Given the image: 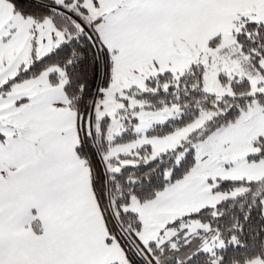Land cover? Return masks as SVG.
<instances>
[{
    "label": "snow or ice",
    "instance_id": "6c2138e0",
    "mask_svg": "<svg viewBox=\"0 0 264 264\" xmlns=\"http://www.w3.org/2000/svg\"><path fill=\"white\" fill-rule=\"evenodd\" d=\"M0 264H264V0H0Z\"/></svg>",
    "mask_w": 264,
    "mask_h": 264
}]
</instances>
